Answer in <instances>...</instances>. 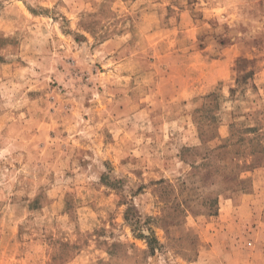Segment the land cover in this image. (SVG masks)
Wrapping results in <instances>:
<instances>
[{"label": "rangeland", "instance_id": "rangeland-1", "mask_svg": "<svg viewBox=\"0 0 264 264\" xmlns=\"http://www.w3.org/2000/svg\"><path fill=\"white\" fill-rule=\"evenodd\" d=\"M0 264H264V0H0Z\"/></svg>", "mask_w": 264, "mask_h": 264}]
</instances>
